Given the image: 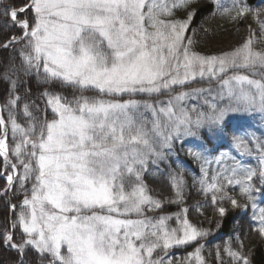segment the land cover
Segmentation results:
<instances>
[{
	"label": "snow or ice",
	"instance_id": "1",
	"mask_svg": "<svg viewBox=\"0 0 264 264\" xmlns=\"http://www.w3.org/2000/svg\"><path fill=\"white\" fill-rule=\"evenodd\" d=\"M200 3L0 0V247L14 264H209L181 156L199 172L191 188L220 217L225 202L251 209L264 242V133L241 123L264 119V7L213 0L211 16L251 22L204 54ZM252 255L238 235L208 252L215 264Z\"/></svg>",
	"mask_w": 264,
	"mask_h": 264
},
{
	"label": "trees",
	"instance_id": "2",
	"mask_svg": "<svg viewBox=\"0 0 264 264\" xmlns=\"http://www.w3.org/2000/svg\"><path fill=\"white\" fill-rule=\"evenodd\" d=\"M17 3L21 0H16ZM227 3L228 0H225ZM249 6L264 7V0H247ZM214 10L213 0H201L200 12L195 18L192 28L197 29L196 39L198 41L196 47L197 50L204 54H214L221 50H228L231 46H234L242 41L247 35L246 27L251 20L242 21L240 23H229L226 19L219 16H211L210 13ZM206 29L207 31H204ZM7 55V53H3ZM6 87L0 84V95L3 94V89ZM245 125H250L252 128L257 130V134L264 133V119L260 117L250 118L246 121H242ZM181 160L187 163L189 168V174L187 176L189 182V190L187 194L186 206L189 207V219L191 222L203 226L204 228L211 229V235L206 240L200 241L205 245V251L203 255L209 259V264H215L214 260L208 256L209 250L213 251L217 246L221 248L230 239L233 241L235 247V237L238 235L246 246V249H252V262L253 264H264V242H261L254 232L250 231L249 225L252 223L251 216L252 210H240L233 209L227 202L223 206L227 209V213L224 217H220L219 214L214 210L210 201H206L204 196L199 194L196 189L191 188L192 174L199 175L196 165L188 161L184 156H181ZM253 165L255 161L251 162ZM148 183L151 187L162 190L165 187V178L156 177L149 175L147 177ZM4 184V180L0 178V185ZM167 194V192L165 193ZM240 200V203L246 201L239 197L238 190L233 192ZM199 202L202 205L201 212L196 211V205ZM256 203L259 206H264V196H257ZM168 213H176L180 211L176 205L169 206L167 208ZM6 214V209L2 201H0V223L3 222V217ZM211 220L210 224L208 221ZM216 222H219L220 227H217ZM174 226V224H173ZM195 244L192 247H181L176 248L173 251L177 256H183L189 251H193ZM15 252L0 247V264H14ZM227 257L225 256V259ZM35 254L29 253L27 256V264H35Z\"/></svg>",
	"mask_w": 264,
	"mask_h": 264
}]
</instances>
